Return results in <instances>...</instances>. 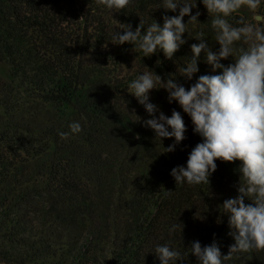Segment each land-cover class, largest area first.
<instances>
[{"label": "trees", "instance_id": "trees-1", "mask_svg": "<svg viewBox=\"0 0 264 264\" xmlns=\"http://www.w3.org/2000/svg\"><path fill=\"white\" fill-rule=\"evenodd\" d=\"M161 3L132 0L113 19L133 31L142 20L143 33L153 20L162 26L164 15L179 14L156 9ZM197 11L200 24L188 25L186 43L168 60L162 50L143 57L132 44L107 41L112 15L95 0H0V63L10 67L8 79L0 76V264H160L157 245L185 254L196 241L229 253L235 240L219 206L238 195L240 162L217 160L209 185H176L172 168L186 166L202 138L167 91L153 89L150 102L166 116L180 112L187 127L175 151L164 153L174 138L160 141L143 126L151 117L128 91L145 66L165 82L177 73L200 43L197 31L219 50L199 0L191 14ZM198 68L192 80L177 74L176 82L188 89L199 76L222 71H212L204 52ZM73 122L79 133L70 132ZM173 225L179 227L170 231ZM176 264L200 262L189 252ZM224 264H264V251Z\"/></svg>", "mask_w": 264, "mask_h": 264}, {"label": "clouds", "instance_id": "clouds-1", "mask_svg": "<svg viewBox=\"0 0 264 264\" xmlns=\"http://www.w3.org/2000/svg\"><path fill=\"white\" fill-rule=\"evenodd\" d=\"M95 3L108 9L112 15L114 30L107 41L113 45L132 44V51L142 52L143 57L162 50L164 57L172 60L181 45L186 43L183 34L189 33L188 25L200 24V12L191 14L196 0H162L156 9L171 12L179 9V14L164 15L162 26L153 20L143 33L145 24L142 20L133 31L131 24L113 19V13L126 9L132 0H95ZM202 3L212 17L211 28L219 50L213 52L205 42V33L197 31L194 38L200 43L191 45L192 56L183 66H178L177 73L168 74L165 82L145 66V70L129 83L128 91L151 117L143 121V126L153 130L155 138L160 141L174 138V143L164 148V153L175 151L186 138L187 127L180 112L173 110L169 117L150 102L149 94L153 89H165L168 102L179 104L191 118L193 132L202 138V142L189 153L186 166L172 168L170 175L176 185H209V177L217 170V160L240 162L236 169L240 173L238 195L224 200L219 206L229 217V235L235 243L229 247L227 255L221 254L215 242L203 248L200 242H193L189 251L200 264H224L238 253L264 251V13L260 12L262 0H202ZM241 9H247L251 17L241 15L235 23L230 22L229 17ZM185 16L190 17L187 24L184 23ZM107 46V43L103 45L105 49ZM202 52L213 72L222 71L201 75L186 89L176 82V75L192 80L199 71L198 60ZM229 57L234 63L227 66L221 63ZM69 129L71 133L82 130L79 122L71 123ZM69 134L60 132L59 136L66 140ZM170 193L167 190L165 195ZM245 198L251 203L246 204ZM177 227L179 225H173L170 231ZM189 252L182 254L169 244L157 245L154 249L160 264H176L178 260H185Z\"/></svg>", "mask_w": 264, "mask_h": 264}, {"label": "rangeland", "instance_id": "rangeland-1", "mask_svg": "<svg viewBox=\"0 0 264 264\" xmlns=\"http://www.w3.org/2000/svg\"><path fill=\"white\" fill-rule=\"evenodd\" d=\"M202 3V0H199ZM195 2V0H193ZM196 3H198V0H196ZM203 4V3H202ZM260 12L264 13V0H262V5L260 8ZM244 16L246 18L251 17V13L247 9H241L239 13L234 14V16ZM10 75V67L6 63H0V76L4 79H8Z\"/></svg>", "mask_w": 264, "mask_h": 264}]
</instances>
